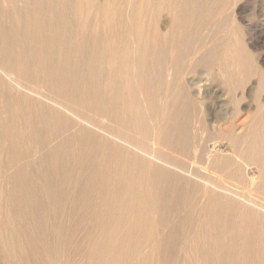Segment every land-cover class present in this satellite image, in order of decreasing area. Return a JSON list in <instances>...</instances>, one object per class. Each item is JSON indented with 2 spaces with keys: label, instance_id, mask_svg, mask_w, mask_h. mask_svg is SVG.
I'll return each instance as SVG.
<instances>
[{
  "label": "bare ground",
  "instance_id": "bare-ground-1",
  "mask_svg": "<svg viewBox=\"0 0 264 264\" xmlns=\"http://www.w3.org/2000/svg\"><path fill=\"white\" fill-rule=\"evenodd\" d=\"M249 1L0 0V264H264Z\"/></svg>",
  "mask_w": 264,
  "mask_h": 264
},
{
  "label": "rangeland",
  "instance_id": "rangeland-1",
  "mask_svg": "<svg viewBox=\"0 0 264 264\" xmlns=\"http://www.w3.org/2000/svg\"><path fill=\"white\" fill-rule=\"evenodd\" d=\"M220 1H222V2H220ZM253 1V2H252ZM219 2L220 3H223V2H225V0H219ZM232 7V8H231ZM230 7V9H232V10H230V9H228L227 10V13H229V14H231V16H234L235 17V13H236V17L237 18H235V20H236V24H238V22H240L239 21V19H240V17H242V18H245V19H250V21H251V23L254 25V27L256 28V31H254L253 32V34H252V36H251V33H249V34H247L246 33V37L244 36V38L246 39L245 40V42L247 43L246 44V46H247V48H248V50L250 51V52H252L253 53V55L254 56H252L253 58H254V61L256 62V64H258V67H260V68H263V63H262V56L264 55V0H250L249 1V3L248 4H246V7H245V10L242 12V13H240V12H238V11H236V9L233 7V6H231ZM233 9L235 10V13H234V11H233ZM230 11H233V13H234V15H232L233 13H230ZM225 13H226V11H225ZM237 14H239V15H241V16H239V15H237ZM241 23V22H240ZM234 24V23H233ZM233 24L231 23V25L229 26L230 28L229 29H227V30H225V33H232L233 31ZM235 24V25H236ZM242 25H243V23H241ZM241 24H239V26H241V30L244 28L245 30H247L245 27H244V25L242 26ZM256 24V25H255ZM164 25L165 24H163V27H164ZM236 26H238V25H236ZM232 27V28H231ZM165 28V27H164ZM163 28V29H164ZM232 31V32H231ZM242 32V31H241ZM223 33H224V31H223ZM243 33V32H242ZM256 33V34H255ZM215 36H217V38L215 37ZM214 37L215 38H210L211 40V42H213V44L211 43L210 45H209V43L207 44L208 45V48H207V50H208V54H210L209 55V60H212V59H214V57L219 53V51H217L216 49H217V45H218V43L217 42H219V40H218V38L221 36V34L219 33V34H216ZM221 38V37H220ZM219 38V39H220ZM243 38V39H244ZM213 40V41H212ZM247 40H248V42H247ZM251 41V42H250ZM244 42V43H245ZM216 43V44H215ZM212 46H213V48H214V50L213 49H211L212 48ZM210 50H211V52H210ZM216 52V54H214V52ZM211 53L212 54H214L213 56L214 57H212L211 56ZM260 60H262V61H260ZM101 69H102V66H99ZM99 68V69H100ZM213 69V68H212ZM210 70L209 69V71H207V72H209V73H207L208 75H206L205 77L206 78H208V79H210V80H206V78H205V80L207 81V82H209V83H212V81H214L213 79L215 78V75H213L212 77L213 78H211V76H209V75H212L213 73H214V71L213 70ZM213 71V72H212ZM211 72H212V74H211ZM208 76V77H207ZM156 77V76H155ZM155 77H153V79H155ZM158 77V76H157ZM156 77V78H157ZM210 77V78H209ZM219 77V76H218ZM217 77V78H218ZM152 79V80H153ZM157 79H160V78H157ZM157 79H155V80H153V81H155L157 84H155L154 86L152 85V88H153V90L154 91H156L155 89H158L159 88V92H156L157 94H158V96L155 94V92H154V94L156 95V98L158 99V100H156V99H154L155 98V96L153 95L152 97H153V99L152 100H156L155 102H156V104H160L161 105V103H163L165 100V102H164V105L166 104V103H168L169 102V100H170V95H169V93L167 92V91H163V89H165V87H166V85L163 87V83H158V81H157ZM151 80V81H152ZM152 81V82H153ZM31 82V84L32 83H35L36 84V82L35 81H30ZM151 82V83H152ZM155 82H153L152 84H154ZM29 83V82H28ZM154 87H158V88H155L154 89ZM162 87H163V89H162ZM160 88L162 89V91L160 90ZM163 92H164V94H163ZM167 92V93H166ZM248 94V95H247ZM247 96H246V98H247V100H248V102H246V103H244L242 106H241V108H242V115H241V120H244V119H246V118H248L250 115H251V113L252 112H254L253 110V108L252 107H250V104H252V95H251V93H250V91H248L247 92ZM250 94V95H249ZM159 95H162L161 96V98L159 97ZM210 96H212L211 94L209 95V96H207V101L204 99L203 100V103H202V107L204 108V110H203V113H204V115L207 117V114H206V108H205V105L208 103L209 104V107H212L213 109H214V106L217 104V101H216V98L215 97H210ZM249 96V97H248ZM200 96H198V98H199ZM202 98H204L203 96H201ZM209 97V98H208ZM202 98H199V99H202ZM157 101L159 102V103H157ZM163 105V104H162ZM204 105V106H203ZM247 106V107H246ZM249 106V107H248ZM250 108H252V109H250ZM252 110V111H251ZM87 113H88V115H90L91 117H93V118H95L96 120H98V121H100V122H102V123H108V122H110L111 123V121L113 122V124L111 125V127H112V129H113V126H114V128L116 129V128H118V126H116L117 124H115V123H117L116 122V120H114V119H116L117 117H118V112H115L114 114H112L111 116H110V118H108V116H106V115H104L101 111H99V110H96V109H93V108H91V109H89L88 111H87ZM216 113H217V115H219V111H216ZM114 116H115V118H114ZM117 116V117H116ZM113 118V119H112ZM111 120V121H110ZM222 124V126H223V123H221ZM229 123H227V124H224V127L225 126H227ZM116 126V127H115Z\"/></svg>",
  "mask_w": 264,
  "mask_h": 264
}]
</instances>
